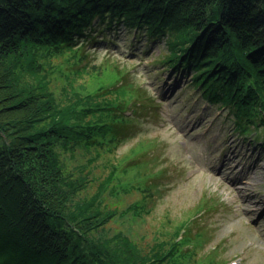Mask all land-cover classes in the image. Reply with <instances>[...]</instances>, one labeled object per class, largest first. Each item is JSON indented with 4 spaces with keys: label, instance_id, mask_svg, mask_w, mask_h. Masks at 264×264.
<instances>
[{
    "label": "trees",
    "instance_id": "obj_1",
    "mask_svg": "<svg viewBox=\"0 0 264 264\" xmlns=\"http://www.w3.org/2000/svg\"><path fill=\"white\" fill-rule=\"evenodd\" d=\"M122 29L162 40L158 62L190 71L192 84L228 109L241 133L264 130V0H0V264H218L211 255L196 260L203 233L194 240L189 221L148 247L123 229L109 235L125 210L105 195L118 192L113 183L122 174L136 169L142 181L124 190L152 195L142 163L112 164L88 196L100 149L119 144L120 126L136 120L128 105L142 97L123 83L125 69L115 65L107 80L108 60L89 62L92 46L117 44ZM59 58L76 65L68 69L74 75ZM56 72L66 78L60 92ZM84 74L91 85H78ZM93 149L97 155L70 167L68 159ZM130 209L145 212L144 202Z\"/></svg>",
    "mask_w": 264,
    "mask_h": 264
},
{
    "label": "rangeland",
    "instance_id": "obj_2",
    "mask_svg": "<svg viewBox=\"0 0 264 264\" xmlns=\"http://www.w3.org/2000/svg\"><path fill=\"white\" fill-rule=\"evenodd\" d=\"M122 30L115 34L117 44L109 41L89 48L94 51L89 62L108 60L112 66L106 70L107 80L115 65L125 69L123 83H132L142 97L128 105L126 113L135 110L136 120L120 126L119 144L113 151L100 149L90 171L96 180L87 192L92 196L97 191L112 164L130 158V164L145 166L149 175L145 185L152 195L145 200L138 187L124 190L142 181L135 177L136 169L122 174V181L113 183L118 192L105 195V203L119 212L125 210L109 223V235L123 229L148 247L158 237L170 238L182 222L189 221L185 231L194 240L203 233L196 260L208 261L212 256L218 264H264L263 128L241 133L228 109L208 101L192 84L190 71L167 70L158 62L162 40L135 38ZM55 63H61L67 76L74 75L68 69L76 65L60 58ZM61 74L56 72L53 82L57 92L66 84ZM77 81L92 84L88 74ZM92 155H97L95 149L86 156L78 153L76 159H68L70 167ZM137 201L144 202L145 212L136 215L130 206Z\"/></svg>",
    "mask_w": 264,
    "mask_h": 264
}]
</instances>
